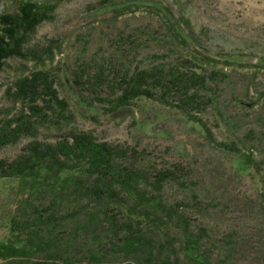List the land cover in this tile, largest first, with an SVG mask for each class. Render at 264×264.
<instances>
[{"label":"rangeland","instance_id":"1","mask_svg":"<svg viewBox=\"0 0 264 264\" xmlns=\"http://www.w3.org/2000/svg\"><path fill=\"white\" fill-rule=\"evenodd\" d=\"M22 1L58 2L0 0V16L15 14ZM25 49L31 56L7 60L0 74V124L26 117L38 129L0 147V159L18 158L36 140L58 143L72 131L89 133L129 150L126 166L150 177L139 189L155 201L131 214L137 200L124 193L106 216L75 187L83 172L0 178V247L16 236L41 241L33 256H0V264H200L188 254L211 264H264V0H62ZM101 67L108 82L137 69L203 76L202 103L192 115L204 125L144 97L108 111L76 83ZM40 73L67 102L64 115L54 107L35 118L31 108L46 105V95L16 96L18 83ZM213 138L242 151L221 148ZM162 171L172 172L173 181L157 183ZM38 217L56 221L11 231L12 220ZM132 223L140 240L128 250ZM188 236L199 242L195 250L187 249Z\"/></svg>","mask_w":264,"mask_h":264},{"label":"trees","instance_id":"2","mask_svg":"<svg viewBox=\"0 0 264 264\" xmlns=\"http://www.w3.org/2000/svg\"><path fill=\"white\" fill-rule=\"evenodd\" d=\"M61 1L58 0L55 4L22 1L15 14L0 16V74L4 70L7 60L11 58L28 59L31 56L25 49L26 42L35 34L42 23L54 20V12ZM31 53L34 56L37 54L34 51ZM51 53L52 49L48 55ZM35 58L40 59L41 57L35 56ZM104 77L105 72L101 67L93 76H78L76 83L84 88L83 92L89 93L90 96L93 95L95 101L108 105L107 109L110 112L128 107L135 100L144 97L165 106L180 109L189 118L204 125L201 119L192 115V111L198 113L200 103H202V97L198 90L207 84V79L201 75L193 73L187 79L154 68L137 69L127 76L117 75L116 79L111 82L106 81ZM106 90L113 92L110 96L114 93L118 95L115 98L106 96ZM42 93L46 95L48 100L43 107L35 105L31 108L34 117L42 119L46 115L45 108L54 110V107L59 108L64 115L68 109V104L59 98L53 83L45 74H37L34 78L25 79L17 84L16 96L32 98L38 96L39 100ZM170 97L174 99V102L168 100ZM49 103H54L55 106L49 105ZM204 127L211 134L210 129L207 126ZM37 129L38 127L32 118L8 119L0 124V147L14 145L24 135L35 136ZM213 139L218 146L228 151H242L235 145ZM252 153L249 152L246 157L248 161L254 163ZM129 158L128 149L97 142L89 133L72 131L66 135L64 141L43 143L36 140L18 158L12 161L0 159V178L36 180L41 179L42 172L48 177L59 176L65 172H83L86 178H76L74 185L78 190H85L88 197L93 199V203L99 206V209H103L104 215H108L107 210L112 204L120 203L119 198L121 199L124 193L137 200L130 213L138 214L137 209L143 203L149 204L155 200L153 201L148 193L139 189V185L150 180V177L126 166ZM256 166L258 165L256 164ZM158 178L157 183L173 181V173L162 171ZM143 216L149 217V214L145 212ZM53 221H56V217L46 218V221L42 217H38L36 220L22 224L12 220L11 231L17 233L26 231L33 226H49ZM112 223L115 225L113 221ZM186 223L190 225L189 222ZM126 230L128 232L126 246L128 250H131L140 240V236L133 223L127 224ZM40 242L39 240L36 244L34 240L24 241L16 236L15 240L9 239L4 246L0 247V256L5 259L29 258L35 254L34 247H39ZM198 243L197 240H192L188 236L187 249L195 250L199 246ZM188 257L197 260L200 264H211L210 260L203 256L195 258L188 254Z\"/></svg>","mask_w":264,"mask_h":264}]
</instances>
